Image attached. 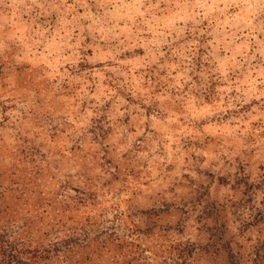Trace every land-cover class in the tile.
<instances>
[{
	"label": "rangeland",
	"instance_id": "374dc122",
	"mask_svg": "<svg viewBox=\"0 0 264 264\" xmlns=\"http://www.w3.org/2000/svg\"><path fill=\"white\" fill-rule=\"evenodd\" d=\"M9 243L53 250L31 264H223L226 243L264 264V0H0Z\"/></svg>",
	"mask_w": 264,
	"mask_h": 264
},
{
	"label": "trees",
	"instance_id": "16d2710c",
	"mask_svg": "<svg viewBox=\"0 0 264 264\" xmlns=\"http://www.w3.org/2000/svg\"><path fill=\"white\" fill-rule=\"evenodd\" d=\"M223 245V244H222ZM55 248L57 247V244H54ZM222 248L227 251L226 258L223 259V264H244L242 258L234 255L231 252V248L229 247V244L226 243L222 246ZM8 253H6L5 250L1 249L0 254L1 257L0 261L7 260L6 264H31V263H38V261L45 259L46 257L49 258V255L46 254L51 253L53 250L49 248H45L43 250H40L41 248L38 246H35L32 248V246H27L24 248H18L14 244H8ZM58 249V248H56ZM263 250V251H262ZM187 251L189 254L192 251V248L189 246L182 249V251L178 252L177 257L175 258L174 262L177 261V259H181L184 257V252ZM260 251H262V255L258 256L260 254ZM44 253V255H43ZM186 253V254H187ZM256 257L253 260V263L261 262L264 260V244L255 252ZM180 255V256H179ZM40 259V260H38Z\"/></svg>",
	"mask_w": 264,
	"mask_h": 264
}]
</instances>
